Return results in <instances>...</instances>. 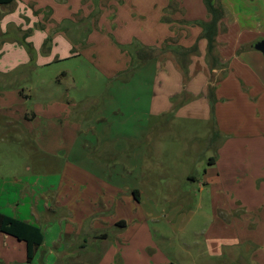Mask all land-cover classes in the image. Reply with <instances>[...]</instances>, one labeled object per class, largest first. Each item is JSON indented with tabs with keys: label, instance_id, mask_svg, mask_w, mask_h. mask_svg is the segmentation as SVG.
<instances>
[{
	"label": "crops",
	"instance_id": "crops-1",
	"mask_svg": "<svg viewBox=\"0 0 264 264\" xmlns=\"http://www.w3.org/2000/svg\"><path fill=\"white\" fill-rule=\"evenodd\" d=\"M105 1L15 0L0 5L2 125L14 134L33 136L36 149L48 160L41 163H53V169L44 173H35L34 165L28 164L27 169L36 177L60 172L56 178L50 176L43 183H39L40 178L33 181L34 175L0 181L1 197L7 195L10 183L17 184L16 188L22 194L19 200L0 206V212L38 225L44 232V241L31 263H27L26 242L0 232V264H51L65 233L72 234L68 222L75 223L76 211L78 214L87 211L89 216H96L99 211L104 210L105 214L113 209L115 204L126 212H115L116 262L175 264L168 262L166 256L169 253H164L166 247L163 252L157 248L145 226L147 221L159 219L160 214L156 204L142 190L134 188L123 194L109 181L94 176L99 184L93 192L95 205L89 201L86 205L87 182L84 177L72 173L78 171L72 170L75 162H63L60 169L61 160L65 158L66 161L74 153V144L82 131L81 121L73 120L71 110L79 105L73 100L41 98L30 107V94L15 80L17 76L20 79L19 71L29 62H34L38 68L42 66L39 59L44 62L42 64H50L52 59L60 61L79 54L88 56L109 79L148 62H156V70L163 79L158 81L159 93L150 98L151 118L172 115L205 122L212 128L210 136L216 137V134L219 138L215 155L209 158L208 165H204L200 182L201 192L206 185L209 188L212 213L207 229L203 230L205 244L197 236L187 254L200 255L201 249L203 257L221 256L229 247L238 245L246 248L244 253L249 254L253 264H264V55L254 47L256 42L264 39V0H216L222 7L223 16L218 22L212 51L201 24L210 22L213 17L205 0ZM94 9H97L93 14L96 17L91 16ZM38 38L50 39L51 45L46 43L42 47V43L37 48ZM58 39L72 49H54L52 40ZM134 42L139 48L129 49ZM164 49L169 53L160 55L167 52ZM42 56L47 59H41ZM145 58L147 62H144ZM142 60L144 64L139 63ZM146 128L139 136L148 135ZM141 140L135 138L134 143ZM98 163L102 170L106 167L104 162ZM188 177L198 179L193 174ZM232 190L237 193L234 197ZM11 204V211H5L4 208ZM58 212L63 224L54 222ZM133 215L139 224H131ZM174 217L165 216V222L157 223L167 237L173 229H183L187 225L185 222L175 225ZM101 219L94 218V224H99ZM80 227V231H85V222ZM132 230L138 231L137 236L143 232L145 238H125L123 233ZM87 231L97 240L109 238L103 228L93 227ZM76 241H67L62 248ZM84 244L78 246L82 248ZM181 244L186 245L184 241ZM170 245L177 247L171 241ZM11 250L18 254L10 253ZM175 253L180 262L186 252L178 249ZM205 260L204 264H211V260Z\"/></svg>",
	"mask_w": 264,
	"mask_h": 264
},
{
	"label": "rangeland",
	"instance_id": "rangeland-1",
	"mask_svg": "<svg viewBox=\"0 0 264 264\" xmlns=\"http://www.w3.org/2000/svg\"><path fill=\"white\" fill-rule=\"evenodd\" d=\"M96 12L97 9H94L91 16L96 17L97 15H93ZM89 23L91 26V20ZM66 27L68 28V25ZM36 35L41 36L39 33ZM36 41L37 48L42 43V47L46 43L48 46L51 45L50 39L38 38ZM52 41L54 49L63 50L65 47L67 51L72 49V46H68L61 39ZM164 51L167 52L160 55L169 53L167 49ZM42 57L41 59L46 58V56ZM145 61L147 62L146 58ZM144 62L142 60L140 63L144 64ZM39 63L42 66L37 68L34 62H29L19 71L20 79L17 76L15 80L30 94L28 97L30 107L35 100L41 98L43 100L59 98L66 101L73 100L76 105H79L71 107V110L73 120L81 121L82 131L74 144V153L66 158V161L65 158L61 160L60 169H62L63 162H75L76 166L72 170L78 171H72V173L84 177V181L87 182L84 197L86 205L87 201L95 205L93 192L99 184L94 176L109 181L111 185L116 186L117 191L123 194L138 188L157 206L160 218L155 219L156 221H147L145 226H148V231L157 248L163 252V247H166L164 253L165 255L169 253L166 256L168 262L185 264L186 261L187 264L190 262L204 264L205 259H209L211 264H222L221 262L253 264L249 254L244 253L246 248L238 245L229 247V250H225L221 256L208 257L206 255L203 257L201 249H199L200 255L187 254L190 244L197 241V236H200V242L205 244L203 230L207 229L212 213L210 211L211 201L208 197L209 188L206 185V189L201 192L200 182L204 165H208L209 158L215 155L219 138L216 134V137L210 136L212 128L205 122L179 119L172 115L164 118L156 116V118H151L149 115L150 98L151 95L159 93L158 81L163 79L162 74L156 70L155 61L148 62L142 67L129 69L121 73V76L112 79L99 71L96 64L85 54L60 61L52 59L50 64H42L44 62L39 59ZM165 91H167L166 88L164 94ZM2 122L0 115V181L7 178L15 181L16 177L34 175L27 169L28 164L34 165L32 170L35 173H44L53 169V163L49 165L41 163L48 162V160L36 149L33 136L26 133L14 134L7 130ZM145 127L149 131L148 135L139 136ZM135 138L143 140L135 144ZM98 162H104L106 167L102 170ZM109 165L111 168H108ZM57 173L60 175V172L49 174V176L38 174L40 176L36 177L37 175H34L32 180L40 178L39 183H43V180L48 181L50 176L56 178ZM189 174L196 175L198 179H189ZM16 186L17 184L10 183L7 195L0 196V206H8V202L17 201L22 197ZM226 186L231 187L229 184ZM231 195L234 197L237 193L232 190ZM131 204L135 205L133 202ZM12 205L5 207V211L10 212ZM119 210L115 204L113 209L105 214L104 210L99 211L96 216H89L87 211L83 214H78L76 211L75 223L68 222V227L73 229L72 234L65 233L56 251L54 249L56 258L51 264H121L120 261L116 262L118 256L114 258L116 241L113 235L114 221L117 217L115 212L119 213ZM120 213L126 212L120 210ZM182 213L184 215L180 217ZM174 215L175 225L182 222L187 225L183 229H173L171 235L167 237L157 223L165 222V216ZM222 216L226 218L224 213ZM129 217H131L130 214ZM135 217L133 215L130 219L133 225L139 224ZM94 218L102 219L99 224H94ZM54 222L63 224L60 212L55 215ZM83 222L86 224L85 231H83L85 233L80 231V225ZM93 227L106 230L109 238L105 240L94 238L87 231ZM93 231L96 232L94 229ZM137 233L138 231L132 230L123 235L130 240L145 238L143 232H139L138 236ZM74 239L78 240L73 244L67 243L68 246L62 248L67 241ZM170 241L177 244L178 248H172ZM183 241L185 246L181 244ZM79 244H84V247H79ZM179 244L181 246H178ZM178 249L186 252V256H181L183 259L180 262L175 253ZM238 251L241 252L240 255L236 254ZM56 252L59 253L58 258ZM10 253L18 254L14 250ZM141 255L147 256L144 252H141ZM148 259L149 256H147Z\"/></svg>",
	"mask_w": 264,
	"mask_h": 264
},
{
	"label": "trees",
	"instance_id": "trees-1",
	"mask_svg": "<svg viewBox=\"0 0 264 264\" xmlns=\"http://www.w3.org/2000/svg\"><path fill=\"white\" fill-rule=\"evenodd\" d=\"M14 1L15 0H0V5L5 6ZM205 4L208 10L212 13L213 17L210 22L201 24L204 27V35L209 41V49L212 51L214 49L218 22L223 16V10L221 5L217 3L216 0H205ZM137 48H139V44L137 42L130 45V49L132 50ZM0 232L7 233L20 241L26 242L27 263H31L37 249L44 241V232L41 227L28 221L14 218L3 212H0Z\"/></svg>",
	"mask_w": 264,
	"mask_h": 264
},
{
	"label": "water",
	"instance_id": "water-1",
	"mask_svg": "<svg viewBox=\"0 0 264 264\" xmlns=\"http://www.w3.org/2000/svg\"><path fill=\"white\" fill-rule=\"evenodd\" d=\"M254 47H255V49L261 51L263 53V55H264V39L256 42Z\"/></svg>",
	"mask_w": 264,
	"mask_h": 264
}]
</instances>
